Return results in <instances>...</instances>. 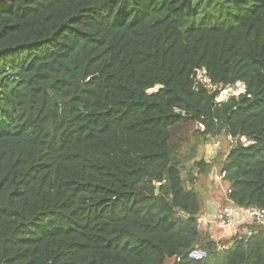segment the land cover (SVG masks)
Wrapping results in <instances>:
<instances>
[{
	"label": "trees",
	"instance_id": "trees-1",
	"mask_svg": "<svg viewBox=\"0 0 264 264\" xmlns=\"http://www.w3.org/2000/svg\"><path fill=\"white\" fill-rule=\"evenodd\" d=\"M228 1L203 28L196 0H0V264H264L263 228L197 226L223 133L229 201L264 209V0Z\"/></svg>",
	"mask_w": 264,
	"mask_h": 264
},
{
	"label": "built area",
	"instance_id": "built-area-1",
	"mask_svg": "<svg viewBox=\"0 0 264 264\" xmlns=\"http://www.w3.org/2000/svg\"><path fill=\"white\" fill-rule=\"evenodd\" d=\"M196 72L197 82L205 84V86L211 90L218 88L217 86H212L210 79L206 76L205 69L196 70ZM197 127L200 131L205 130V126L201 123H199ZM230 141L233 144V140L231 138ZM242 141L243 143H247L246 139L244 138L242 139ZM158 185H161V183H159ZM240 225L245 226V230L243 229V231H241ZM197 226L198 229L203 231L204 233L205 231H207L208 233L212 234L214 229L218 230V232L220 233L218 235L220 237L213 238L212 234L211 240L216 242L218 250H227L233 245L232 243L228 246V244H226V242L224 241L227 240L228 242V239H226L228 238V234L231 233L232 238L230 240H232L233 238L237 240H241L243 238L250 239L256 234L254 226H258L264 229V209H260L257 207L240 208L235 204L226 205L215 212L214 215H199L197 219ZM207 256V251L201 248H194L188 254L189 259L192 261H202L205 260Z\"/></svg>",
	"mask_w": 264,
	"mask_h": 264
},
{
	"label": "rangeland",
	"instance_id": "rangeland-1",
	"mask_svg": "<svg viewBox=\"0 0 264 264\" xmlns=\"http://www.w3.org/2000/svg\"><path fill=\"white\" fill-rule=\"evenodd\" d=\"M196 5L199 9L197 23H198V26L200 27L210 28L211 26L217 25V26H224V27L230 28V27L237 25V20L235 18L237 16V13L235 9L231 6L228 0H196ZM237 84L234 86H228V87L220 86L218 88L219 96L217 98V102H226L231 97H238L239 95L245 93V86L242 83H237ZM158 89L159 87H156L153 90H150L149 93H155L158 91ZM221 135H224V134H221ZM187 148H188L187 146L181 145L177 149V152L183 151L184 149H187ZM201 149H200V154L203 153L201 152L202 151ZM221 154L222 155H219L218 156L219 158H217L211 164L213 167H216L217 170L220 169V165L222 163L223 153ZM211 183L212 182H210L209 179L202 177L198 180L195 186V188L202 193V197L204 201L203 202L204 208H205V202L207 198L209 196H212L211 195L212 191L208 190V187ZM243 229L245 230V226L243 227ZM201 233H202V238L206 236L208 240L211 239L212 234H213V238L220 237L218 235L220 233L216 229L213 230L212 234L208 233L207 231H205V233L202 231ZM205 240L206 239L200 240L197 248H200L199 246L203 247ZM224 241L226 242V244H228L226 240Z\"/></svg>",
	"mask_w": 264,
	"mask_h": 264
},
{
	"label": "crops",
	"instance_id": "crops-1",
	"mask_svg": "<svg viewBox=\"0 0 264 264\" xmlns=\"http://www.w3.org/2000/svg\"><path fill=\"white\" fill-rule=\"evenodd\" d=\"M231 148L232 143L230 141V138L226 137L225 134L218 137H213L204 147H202L201 152L203 153L199 154V157L202 158V160L206 164H212L218 158V156L222 155L221 153H223V163L224 160H226V158L228 157ZM221 165L219 170H217L216 167L212 166L209 169L207 175H205L206 178L209 179L210 182H212L208 187V190L212 191V196H209L207 198L202 214L214 215L215 212H217L222 207L233 204L231 201H229L227 196L230 185L228 182L223 181L220 177ZM243 227L244 226L240 225L241 231H243ZM231 238L232 236L230 233L228 234V238H226L228 239V246L232 244V240H230Z\"/></svg>",
	"mask_w": 264,
	"mask_h": 264
},
{
	"label": "water",
	"instance_id": "water-1",
	"mask_svg": "<svg viewBox=\"0 0 264 264\" xmlns=\"http://www.w3.org/2000/svg\"><path fill=\"white\" fill-rule=\"evenodd\" d=\"M160 89H161V87H159L158 91H159ZM158 91H157V92H158ZM155 93H156V92H155Z\"/></svg>",
	"mask_w": 264,
	"mask_h": 264
},
{
	"label": "bare ground",
	"instance_id": "bare-ground-1",
	"mask_svg": "<svg viewBox=\"0 0 264 264\" xmlns=\"http://www.w3.org/2000/svg\"><path fill=\"white\" fill-rule=\"evenodd\" d=\"M238 85V84H237ZM242 85V84H241Z\"/></svg>",
	"mask_w": 264,
	"mask_h": 264
}]
</instances>
